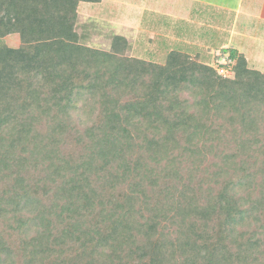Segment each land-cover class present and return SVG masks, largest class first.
<instances>
[{
  "label": "trees",
  "instance_id": "16d2710c",
  "mask_svg": "<svg viewBox=\"0 0 264 264\" xmlns=\"http://www.w3.org/2000/svg\"><path fill=\"white\" fill-rule=\"evenodd\" d=\"M101 2L0 0V264H264V73L90 45Z\"/></svg>",
  "mask_w": 264,
  "mask_h": 264
},
{
  "label": "rangeland",
  "instance_id": "374dc122",
  "mask_svg": "<svg viewBox=\"0 0 264 264\" xmlns=\"http://www.w3.org/2000/svg\"><path fill=\"white\" fill-rule=\"evenodd\" d=\"M156 1L157 0H154L156 4H160L156 5L155 8H153L154 10H152L153 4H150V2L153 1L151 0L148 3V7L150 10L147 12V16L149 17H147L145 14L147 18H141V16H143V10L141 12L137 9L133 10V12L129 11V15L132 16H130V21L127 23V25L131 29H127H130L131 32H128L126 29L118 28L121 25H126L124 24L126 22L124 19L127 13L126 9H122L121 7H119L118 9L116 8L114 11L109 12V9L97 6L96 4H83L80 10L81 14L83 13L84 8L87 7L88 10H92V12L90 11V13H93V18L101 17L103 20L101 21V23L97 20L95 23V19L93 20L92 17L89 18V21H93V23L95 24L93 32L90 35L89 44L101 49H109L113 36L116 34H122L128 37L130 47L127 55L130 57L147 59L156 63H164L169 52L172 50H177L185 52L192 57H196L199 55L202 57V61H205V63H214V60L212 59V52L215 50L214 48H218L221 46L220 37L222 39H227L224 33L225 31L221 29V27H224L226 25L218 27V24L214 26H210L208 24V26H200V28H192V25L191 28H189V25L185 26L184 22L182 21L183 27L177 26L174 24L176 19L182 20L183 18L175 19L174 15H180L183 12V9L187 10L189 13L192 12L193 14H196V7L193 6V8H191L189 2H184L181 0H158V3ZM175 2L177 5L173 6ZM218 12H210L205 14V16L207 17L206 19H208L209 23H212V21L210 20V16L212 14L217 15ZM109 14L116 16L117 19L115 21V24L114 22L112 24V22H109V20L106 18H109ZM220 16H212L211 18L216 20L213 21V23H219V20L226 21ZM84 19L85 18H82V20L80 21L81 27L86 22L88 23V20L86 21ZM139 20H142V23ZM229 20L230 19L228 18V24ZM136 29H149L152 32L149 35L142 31L137 32L135 31ZM177 30H180L181 32H177ZM95 31L96 33H94ZM109 32L111 33L109 34ZM13 43L14 44H9H11L12 46L17 45V43ZM193 43H196V45H194ZM5 44L8 45L7 40L0 39V46ZM207 53L210 54L207 55Z\"/></svg>",
  "mask_w": 264,
  "mask_h": 264
},
{
  "label": "crops",
  "instance_id": "0c3cea01",
  "mask_svg": "<svg viewBox=\"0 0 264 264\" xmlns=\"http://www.w3.org/2000/svg\"><path fill=\"white\" fill-rule=\"evenodd\" d=\"M150 1L151 0H102L101 3L96 5L109 9V12L114 11L116 8L118 9L119 7H121L122 9H126L127 13L126 16L124 17L126 21L124 24L126 25H121L118 28L126 29L128 32H131L130 31L131 28L128 27L127 25V23L130 21V16H132L129 15V11L133 12V10L137 9L141 12L143 10L142 12L143 16H141V18L146 17L147 12L150 10L148 7V3ZM152 1L153 2H150V4H153L152 10H154L153 8H155V6L159 5L160 3L156 4L154 0ZM181 1L189 2L191 8H193V6L196 7L198 13L196 11H195L196 14H193L192 12L189 13L187 10L183 9V12L180 15L179 14L174 15L175 19L183 18L182 20L176 19V21L174 22L175 25L183 27L182 26L183 22L185 26L189 25V28H191L192 25H193L192 28H198V27L200 28V26L206 27L208 26V24L210 26H214L218 24L219 25L218 27L226 25L224 27H221V29L225 31L224 33L227 39H222L220 37L221 46L218 48H214L215 50L212 52L213 60L215 59L216 56L220 55L223 52L228 51L225 54H230L229 51H236L238 54L245 57L249 68L264 73V0H181ZM156 2L158 3V0ZM83 4H81L79 8V24L82 18H85L84 20L86 21L88 20V23L86 22L83 25L86 28L88 25H91V23H93V21H89V18L91 17L93 20L95 19L94 21L95 23L97 20L100 23L101 21H103L101 17L93 18L94 16L93 13L92 14L90 13V11L92 12V10H88L87 7L84 8L83 13L81 14L80 10ZM175 5H177L176 2L173 4V6ZM217 10L220 12H218ZM210 12L213 13L218 12L217 15L212 14L210 16V20L212 21V23L213 21H216L215 19L211 18L212 16L219 17L221 15L220 17H222L226 21L219 20V23H213V24L211 22L209 23L208 19H206L207 17L205 16V14ZM108 16L109 18L108 17L106 18L109 20V22H112V24L114 22L115 24V21L117 19L116 16L112 14H109ZM228 18L230 19L229 24H228ZM140 22L142 23V20ZM135 31L137 32L142 31L149 35L152 32L149 29H144V30L136 29ZM177 32H181V31L177 30ZM94 33H96V31ZM110 33L111 32H109V34ZM125 37L128 39L127 36ZM5 40H7L9 47L18 48L20 46L19 35L15 34L8 36L5 38ZM13 42L17 43V45L12 46L11 44H14ZM193 44L196 45V43ZM209 54L210 53H207V55ZM199 57L201 58V60H203L201 56Z\"/></svg>",
  "mask_w": 264,
  "mask_h": 264
},
{
  "label": "built area",
  "instance_id": "2783aa9c",
  "mask_svg": "<svg viewBox=\"0 0 264 264\" xmlns=\"http://www.w3.org/2000/svg\"><path fill=\"white\" fill-rule=\"evenodd\" d=\"M234 61L229 56H225L218 67L217 71L222 76H231L233 74Z\"/></svg>",
  "mask_w": 264,
  "mask_h": 264
}]
</instances>
